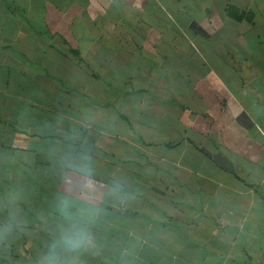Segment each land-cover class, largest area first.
<instances>
[{
  "label": "crops",
  "instance_id": "1",
  "mask_svg": "<svg viewBox=\"0 0 264 264\" xmlns=\"http://www.w3.org/2000/svg\"><path fill=\"white\" fill-rule=\"evenodd\" d=\"M80 156L127 194L86 264H264V0H0V264H36Z\"/></svg>",
  "mask_w": 264,
  "mask_h": 264
},
{
  "label": "clouds",
  "instance_id": "2",
  "mask_svg": "<svg viewBox=\"0 0 264 264\" xmlns=\"http://www.w3.org/2000/svg\"><path fill=\"white\" fill-rule=\"evenodd\" d=\"M61 175L65 194L57 202L60 222L36 264H86L85 257L99 251L94 227L102 212L101 202L110 198L123 202L127 195L119 181L101 191L86 156L66 157L62 161ZM18 199L15 193L9 195L12 204ZM21 224L13 210L7 222L0 224V241L7 239Z\"/></svg>",
  "mask_w": 264,
  "mask_h": 264
}]
</instances>
